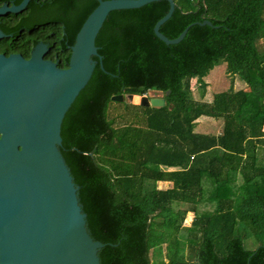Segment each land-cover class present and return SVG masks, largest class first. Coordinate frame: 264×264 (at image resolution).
I'll return each instance as SVG.
<instances>
[{"label":"trees","instance_id":"1","mask_svg":"<svg viewBox=\"0 0 264 264\" xmlns=\"http://www.w3.org/2000/svg\"><path fill=\"white\" fill-rule=\"evenodd\" d=\"M219 1L173 0L159 26L166 37L191 22H211L189 26L174 44L152 31L166 0L110 11L95 36L103 69L92 56V73L61 120L58 150L89 235L106 243L98 264H264V152H254L264 149V0H223L230 9L222 17L208 15ZM39 3L24 21L56 20L71 45L97 1L28 4ZM19 26L2 29L16 33ZM3 41L5 52L27 51ZM67 45L62 42L60 66ZM218 60L245 89L216 92L211 100L192 97L190 77L202 80ZM148 90L159 91L164 105H108L113 94ZM202 118L217 119V132L197 130ZM157 181L171 186L157 188ZM187 212L192 217L185 226ZM251 236L256 246L250 249L244 240ZM178 247L185 249L181 256Z\"/></svg>","mask_w":264,"mask_h":264},{"label":"water","instance_id":"2","mask_svg":"<svg viewBox=\"0 0 264 264\" xmlns=\"http://www.w3.org/2000/svg\"><path fill=\"white\" fill-rule=\"evenodd\" d=\"M28 1L3 3L0 16L18 13ZM96 1L68 46L65 67L43 57L48 47L40 41L27 58L0 53V264H98L97 251L106 244L86 229L77 187L58 150L60 124L92 73V56L103 69L94 40L108 13L156 0ZM166 1L167 11L152 27L163 43L179 42L195 23L211 25L208 19L191 22L176 37H166L159 26L174 8L173 0ZM9 34L0 29V39ZM137 96L141 106L164 105L162 97ZM123 98L122 93L110 96Z\"/></svg>","mask_w":264,"mask_h":264},{"label":"flooded vegetation","instance_id":"3","mask_svg":"<svg viewBox=\"0 0 264 264\" xmlns=\"http://www.w3.org/2000/svg\"><path fill=\"white\" fill-rule=\"evenodd\" d=\"M30 1V0H29ZM28 1V3H29ZM3 3H6L7 5L11 4H17L18 2H15V0H0V5ZM18 13H6L2 16H0V29L4 32L2 27H12L14 25L20 24V26L17 29L16 33L10 32H4L5 34H9L8 41L11 43H14L15 45H23L27 48V51L24 53L20 50H14V51H8L5 52V44L4 41L2 42L3 38L0 39V53H3L4 55H7L9 53H20L24 58H27L29 56V52L35 42H42L45 43L48 47L44 54L45 59H50L52 61L56 60V64L59 67H65V65L60 66V50H63L62 42H65V45H67V42L65 40V32L63 30V25H60L61 30L57 29V25L55 24L56 20L53 19H47L45 21H41L39 23H29L27 24L26 18L30 15L31 9H35L38 7H42L43 4H28ZM24 19H26L24 21ZM24 21V22H23ZM23 22V23H22ZM22 23V24H21ZM9 42V43H10ZM69 45L66 46L68 48ZM69 50V49H68ZM67 62V61H66Z\"/></svg>","mask_w":264,"mask_h":264},{"label":"rangeland","instance_id":"4","mask_svg":"<svg viewBox=\"0 0 264 264\" xmlns=\"http://www.w3.org/2000/svg\"><path fill=\"white\" fill-rule=\"evenodd\" d=\"M208 15H215L222 17L224 15V1H219L218 3L209 6L207 10ZM244 80L237 73H230L226 69V64L222 60H218L213 64V66L205 73L202 80L197 79V77H190L188 81V86L191 90L192 97L199 100H211L212 94L220 91H228L231 89H239L243 86ZM143 95L147 97L151 96H159L161 97V93L159 91L148 90ZM139 97V96H138ZM134 103L131 95H124V98L120 103ZM118 102V101H117ZM108 105L117 107L118 104L116 101L110 100ZM139 105V104H138ZM131 107H126V110H130ZM197 123L196 129L199 131H211L217 132L218 130V122L217 119H200ZM192 217V213L187 212L185 214V218L183 224L186 226L189 224ZM251 240H254L253 236L249 237ZM184 250L181 247L176 249V255L181 256L184 254Z\"/></svg>","mask_w":264,"mask_h":264},{"label":"crops","instance_id":"5","mask_svg":"<svg viewBox=\"0 0 264 264\" xmlns=\"http://www.w3.org/2000/svg\"><path fill=\"white\" fill-rule=\"evenodd\" d=\"M229 9H230V4L228 2H226V1H224V13L227 12ZM259 42H262V39H259ZM191 77H193V76H191ZM245 87H246V83L244 82L243 86L241 88H239V89H245ZM231 90L235 91V90H238V89H231ZM261 131H263V133H264V124L261 127ZM254 152H255V154L257 156L261 157L262 153L264 152V149H262L261 147H257ZM260 160L262 161V158ZM175 168L176 167H174V168L173 167H169L168 169L171 170V169H175ZM170 186H171V182H169V181H157L156 182V187L157 188H168ZM244 244H245V246L247 248H250V249L254 248L256 246V242L254 240H251L250 238H246L244 240Z\"/></svg>","mask_w":264,"mask_h":264},{"label":"bare ground","instance_id":"6","mask_svg":"<svg viewBox=\"0 0 264 264\" xmlns=\"http://www.w3.org/2000/svg\"><path fill=\"white\" fill-rule=\"evenodd\" d=\"M132 98H133V101H134V102H137L138 99H139V97H138L137 95L132 96Z\"/></svg>","mask_w":264,"mask_h":264}]
</instances>
